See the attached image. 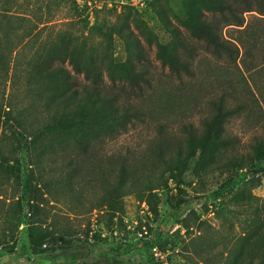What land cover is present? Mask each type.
<instances>
[{
    "label": "rangeland",
    "instance_id": "obj_1",
    "mask_svg": "<svg viewBox=\"0 0 264 264\" xmlns=\"http://www.w3.org/2000/svg\"><path fill=\"white\" fill-rule=\"evenodd\" d=\"M194 3L0 0V264H264V172L250 166L264 139V14L248 10L245 25L218 31L229 55L195 36ZM164 45L190 70L165 63ZM72 58L96 62L108 89L132 96L133 121L119 127L108 104L60 96L61 76L44 66L83 81ZM222 98L243 106L227 124L231 143L191 160L190 200L175 209L159 147L183 139L185 125L201 128ZM32 222L68 243L33 253Z\"/></svg>",
    "mask_w": 264,
    "mask_h": 264
},
{
    "label": "trees",
    "instance_id": "obj_2",
    "mask_svg": "<svg viewBox=\"0 0 264 264\" xmlns=\"http://www.w3.org/2000/svg\"><path fill=\"white\" fill-rule=\"evenodd\" d=\"M248 10H257L259 13L264 14V0H201V4L194 3L192 5V13L195 14V22L191 26L192 31L195 36L203 38L210 45H213L218 53L225 51L229 55H233L235 50L226 42V40L230 39L221 38L218 31H222L223 27L231 24L235 26L245 25V12ZM250 34L252 39L255 34ZM243 43V40H238V43L235 42L237 54H239L241 44L243 45ZM165 47L164 45L160 49V57L165 63L177 71L181 69L190 70L192 64L190 59L181 58L177 50H173L168 55ZM72 62L77 72L84 73L85 79L83 81L73 76L62 65L52 68L51 63L47 62L44 66L48 72H54V74L61 76L63 88L60 90V96L64 100L73 99L76 102H80L94 99L96 102L106 103L116 114L118 119L117 125L119 127H126L129 122L133 121V116H136L139 111L132 104V96L130 94L124 96V90L108 89L103 72L96 62L83 65L76 58H72ZM129 78L130 82L135 85H139L140 81L145 79L144 75L139 72H135ZM112 79L113 82L117 80V78ZM242 108V104H232L229 100L222 98L214 104L213 112L205 118L201 128L185 125L182 131L183 139H177L172 144H167L166 147L163 145L159 147L157 153L169 165V177L173 180V186L169 190L168 197V202L173 208L179 209L190 200L184 186V176L190 167L191 160L194 158L197 162L206 160L213 155L215 150L231 143V139L227 134V124L240 113ZM115 129V125L110 126L112 132H116L117 129ZM44 136V130L36 133L29 141V147L33 148L37 146ZM182 141H186V151H184ZM81 143L85 150L88 143L86 144L84 141ZM254 147L256 154L255 157L251 158L250 166L253 167L251 172L256 173L261 170L264 172V166H257V161L264 160V139H258ZM32 172L35 173V169ZM30 175L33 176L32 173ZM30 175L28 174V181H31ZM40 177L41 174L36 178V183L39 185L41 181ZM36 183L35 185L33 182L30 183L32 191H35L34 189L39 187ZM26 206L31 210L36 204L30 198L27 199ZM28 234L33 253L46 252L49 249L48 243L52 244L50 249H54V244L66 245L69 241L66 235L42 229L33 222L28 226Z\"/></svg>",
    "mask_w": 264,
    "mask_h": 264
}]
</instances>
